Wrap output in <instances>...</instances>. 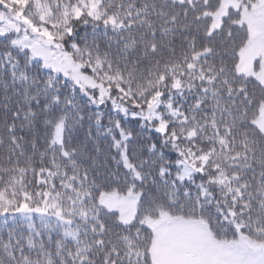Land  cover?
I'll return each mask as SVG.
<instances>
[{"label":"snow or ice","instance_id":"1","mask_svg":"<svg viewBox=\"0 0 264 264\" xmlns=\"http://www.w3.org/2000/svg\"><path fill=\"white\" fill-rule=\"evenodd\" d=\"M0 264H264V0H0Z\"/></svg>","mask_w":264,"mask_h":264}]
</instances>
